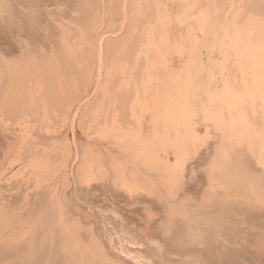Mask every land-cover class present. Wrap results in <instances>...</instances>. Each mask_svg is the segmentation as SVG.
Returning a JSON list of instances; mask_svg holds the SVG:
<instances>
[{
  "label": "bare ground",
  "instance_id": "6f19581e",
  "mask_svg": "<svg viewBox=\"0 0 264 264\" xmlns=\"http://www.w3.org/2000/svg\"><path fill=\"white\" fill-rule=\"evenodd\" d=\"M9 1L0 264H264V0H52L72 9L55 6L60 18L41 0L53 41L34 25L47 23L43 4L21 1L24 14L11 1L24 18ZM105 2L116 24L100 31ZM96 69L104 83L89 92ZM81 108L73 150L66 127ZM71 172L73 193L103 181L136 209L121 224L132 247L118 251L113 228L104 240L68 211Z\"/></svg>",
  "mask_w": 264,
  "mask_h": 264
},
{
  "label": "rangeland",
  "instance_id": "374dc122",
  "mask_svg": "<svg viewBox=\"0 0 264 264\" xmlns=\"http://www.w3.org/2000/svg\"><path fill=\"white\" fill-rule=\"evenodd\" d=\"M11 1L13 2L14 0H10L9 2H11ZM16 1H17V3L19 2V4L21 3V5H19V4L16 3L15 6H18V5H19V6H22L23 9H25V10H22V11L24 12V14H25V13L32 12V11H30V10H32V8H30V9L28 8V10H26L25 6H23V3H22V2H24L23 0H16ZM21 1H22V2H21ZM29 1H31V0H29ZM32 1H33V0H32ZM12 2L10 3V5L7 4V5L9 6V9H11V8H13V7L16 8L15 6L12 7ZM33 2H34L35 4L38 3L39 5H40V4H43L42 6L40 5L41 8H42V7H43V8H44V7L46 8V7L48 6V4H46V3H45L46 5H45L44 3H39V2H41V0H40V1L34 0ZM48 2H49V1H47V3H48ZM50 2H51V4L48 6V8H49V9H52V10H53L52 13L55 14V15H56L57 13H61L63 9H64V11H65V15H66V11H67V10H65L66 7L68 8V11L71 9V7L69 8V6H68L67 4L63 6V5H61L62 3H61V4H57V3H55V1H54V3H53L52 0H51ZM50 2H49V3H50ZM30 3H31V2H30ZM59 3H60V2H59ZM106 3L108 4V2H105V3L102 4V5L104 6V8H103V6H101V13L104 12V11L107 12V13H102V15L104 14V16H103V18H102V20H101V22H103V23H102L103 25L101 24V22L99 23V25H100V26H99V27H100L99 30H100V31H102V30L105 29L106 27H107L106 29H110V28H111V26H106V27H104V26H105V23H107V24H109V25H112V26H113L114 24H116V20H114V21H115V23H114V21H113L112 18H110V17L107 18L108 15H109V13H108V9H109V7H107L108 5H107ZM14 4H15V2H13V5H14ZM53 4H54V6H53ZM55 4H56V5H55ZM104 4H105V5H104ZM32 5H34V4H32ZM51 5H52L54 8L51 7ZM60 5H61V6H60ZM106 5H107V6H106ZM10 6H11V7H10ZM19 6H18V8H19ZM34 6H35V5H34ZM36 6H37V5H36ZM40 6H39V8H40ZM55 6H60V7L62 8V10L60 11L61 8H60V7H55ZM62 6H63L64 8H63ZM50 7H51V8H50ZM106 7H107V8H106ZM7 8H8V7H7ZM7 8H6V6H5V9H7ZM14 8H13L11 11H14V12H15L16 9L14 10ZM41 8H40L39 10H41L40 12H43L44 9H43V8L41 9ZM55 8H56V9H55ZM57 8H58V9H57ZM59 8H60V9H59ZM105 8H106V10H105ZM9 9H8V10H9ZM19 9H20V8H19ZM19 9H17L16 11H19ZM36 9H37V8H36ZM54 9H55V10H59V11H58L57 13H56V12L54 13ZM102 9H104V10L102 11ZM71 10H72V9H71ZM71 10H70V11H71ZM22 11H21V9H20L19 12L21 13ZM45 11H46V12H45ZM45 11H44L45 13H44L43 16H44V19L47 21V23H46V22H43L44 25H43V23H42L41 26H45V25L47 24V26H48V29H47V31H48V35L46 34V33H47V31H46V32H44V36L46 35V37H48V38H46V40H48L49 37H52V38H50V39L53 41L54 38H55V40L57 39V36H56L57 32L54 33V31H52V29H51L49 26H50L51 24H53V27L55 28L54 23H53V18H52L53 16L55 17V15H52V13H50V15H51V17H50L48 14H46V13L48 12V10H45ZM64 11H63V12H64ZM23 12H22L21 14L19 13V16L21 15L22 17L27 18V14H26L25 16H23ZM38 12H39V11H38ZM38 12H37V13H38ZM63 12H62V13H63ZM67 13L69 14V12H67ZM29 14H31V13H29ZM105 14H108V15L105 16ZM8 15H9V14H8ZM60 15H61V14H60ZM63 15H64V14H63ZM63 15H61V16H63ZM21 16H20V17H21ZM61 16H57V15H56L57 18H60ZM109 16H110V15H109ZM6 17H8V16H6ZM28 17H30V15H28ZM46 17H47L48 19H47ZM64 17H67V16H64ZM9 18H10V16H9ZM34 18L39 19V18H38V14H37V16H35ZM51 18H52V19H51ZM67 18H68V17H67ZM67 18H64V19L66 20ZM104 18H106V19L104 20ZM1 19L3 20V19H5V17H4V18H0V21H2ZM50 19H51V21H50ZM68 19H69V18H68ZM68 19H67V20H68ZM108 19H111V20H108ZM7 20H8V18H7ZM7 20H6V21L3 20V21L7 22ZM35 20H36V19H35ZM67 20H66V21H67ZM107 20H108V21H107ZM49 21H50V22H49ZM54 21L57 22L58 20L56 19V20H54ZM68 21H69V20H68ZM112 21H113V22H112ZM5 22H4V23H1V22H0V23H1L0 26H3L2 28H6V27L9 25V26H10V29H11L12 27H11V25H10V24H11V23H10V20H9V22H7V23H9V24H7V26H6V23H5ZM48 22H49V23H48ZM109 22H110L111 24H110ZM3 24H5V25H3ZM35 24H37V26H35V27H37L39 30H42V31H40V32H41V33H40L39 30L37 29L38 32H39V35H40V36H41V34L43 35V33H42L43 30H44L43 28H47V26L39 28V27H40V25H38L39 23L35 22L34 25H35ZM49 24H50V25H49ZM12 26H13V25H12ZM101 26H103V27H101ZM35 27H33V29H34ZM53 27H52V28H53ZM109 27H110V28H109ZM115 27H116V29H119V31H120V29L122 28L120 22H119V24H118L117 26H115ZM115 27H114V28H115ZM0 28H1V27H0ZM54 28H53V30H54ZM101 28H102V30H101ZM112 28H113V27H112ZM8 29H9V27L6 28V29H3V30H7V31H8ZM10 29H9V31H10ZM55 29H56V28H55ZM106 29H105V30H106ZM0 30H1V29H0ZM35 30H36V29H35ZM37 30L35 31L36 33H38ZM45 30H46V29H45ZM45 30H44V31H45ZM7 31H6V32H7ZM9 31H8L7 33H9ZM119 31H118V32H119ZM0 32H1V31H0ZM4 32H5V31H3V33H4ZM6 32H5V34H6ZM49 32H50V33H49ZM51 32H52V33H51ZM1 33H2V32H1ZM50 34L53 35V36H51ZM54 35H55V37H54ZM42 37H43V36H42ZM50 39H49V41H50ZM98 71H99V72H98ZM101 72H102V71H100L99 69H96V70L94 71V73H93V77H92V79H91V81H90V83H89V87H88L89 92H92L94 89L96 90V88H97V86H98V85H97L98 83H100V85H101V87H102V84L104 83V82H103L104 79H103V80L101 79V81H100L99 77H100V75L103 74L104 72H102V73H101ZM98 73H100V74H98ZM95 74H96V76H95ZM102 76H104V75H101V77H102ZM96 77H97V78H96ZM101 77H100V78H101ZM98 80H99L100 82H98ZM101 82H102V84H101ZM93 84H94V85H93ZM99 87H100V86H99ZM99 87H98V88H99ZM98 88H97V90H98ZM99 89H100V88H99ZM97 90H96V91H97ZM83 91H84V90H83ZM96 91H93V92H96ZM82 109H83V108L79 109V110L77 111V113L74 114V118H72V119L70 120V122L68 123V125H67V127H66V130L68 129V130L66 131V133H68L67 135H68L69 137L72 136V138H69V137L66 135V133H64V135H63V137H64V136H65V137L67 136V137L69 138V140H67L65 144H66V145H67V144H70V145H67V146H70L73 150H74V149H75V150L78 149V148H79L78 145L80 146V144H81V141L79 142L80 139H78V138H79V133H80L81 129H79L80 131H79V130H76V129H78V128H77V125H79V123H78L77 121H79V119L81 118L79 115L82 116V112H81V114H80V110L83 111ZM78 114H79V115H78ZM79 117H80V118H79ZM77 118H79V119H77ZM72 122H73V123H72ZM75 122H76V123H75ZM79 122H81V121H79ZM70 124H71V125H70ZM75 126H76V127H75ZM80 126L82 127V125H79V127H80ZM68 127H70V128H68ZM81 127H80V128H81ZM214 127H215V125H214ZM214 127L211 125V126H210V129L208 130V131H211L212 134H214V132H217V131H214L216 128L213 130ZM75 128H76V129H75ZM208 128H209V127H208ZM208 128H207V129H208ZM211 128H212V129H211ZM201 129H202V130L205 129V130L207 131V129L204 128L203 126H200V127H199V130H201ZM70 131H71V132H70ZM78 131H79V132H78ZM69 133H70V134H69ZM74 133H75V134H74ZM199 133H200V131H198V134H199ZM202 133H203V134H202ZM205 133L211 135L210 132H209V133H208V132H205ZM201 134L203 135V137H200V136H199L200 134L198 135V137H200V138H205V137H206V136L204 135V131L201 132ZM74 135H75V136H74ZM76 135H78V137H77ZM215 135H216V134H215ZM204 136H205V137H204ZM213 137H214V136H213ZM213 137H212V135L209 136V138H213ZM75 138H76V139H75ZM70 139H71V140H70ZM77 139H78V141H77ZM76 141H77V142H76ZM68 142H70V143H68ZM72 142H73V144H72ZM73 145H74V146H73ZM74 147H75V148H74ZM77 147H78V148H77ZM72 175H73V176H72ZM73 177H74V179H73ZM69 178H70V179L72 178L71 180H73L74 182L70 180V183H71L70 185H71V186H70L69 189H68V192H69V196H68V197H70V199H72V200H70L69 198H67V199L69 200V202H68V201L66 202V204H69V205H67L68 207L66 206L67 209L69 208L68 211H69L70 213H72V212L74 211V213L76 214L75 217H78V219L81 220V222L84 223V224L87 226V227H85V225H84L85 229H89V230L92 229V228H93L92 230L96 229V230H94V231H95L96 233L98 232V235H99V236L101 235V238H103L104 240H106V237L104 238V236L102 235V232H103V234L105 235L106 231H110V230L113 228L114 231L111 230V232H110L111 234H110V235H113V238L115 237V238H114V239H115V244L117 243V244H116V247L119 245V246H118L119 248L117 247L118 251H120V250L122 251V249L128 247V244H129L128 242H129V240H127V238H126L127 235L124 234V232L121 230V224L125 222L124 224H127L128 226H129L130 224L134 225L135 221L138 220L137 218H139V213L136 211V209H133V207H127L125 204H123L122 201H121L120 199H118V197L115 195V193H113L112 191H110V190L107 188V186H106V187H103V186H102V185H103V181H101V182L98 181L99 183H94L93 187L96 186L98 189H97V190H93V191H92V190L89 191L91 194H90L89 192H88L89 194H88L87 192H86V193L83 192L84 194H83V193H79V194H78V193H73V191H74V187H78V186H75V185H76L75 183H77V185H79V184H78V181H77V179H76V174H75V172H74V174L71 172V176L69 175ZM75 181H76V182H75ZM100 184H102V185H100ZM107 184H108V183L105 182V185H107ZM100 186H101V187H100ZM99 187H100V188H99ZM71 188H72V190H71ZM104 188H105V190H104ZM106 188H107V189H106ZM99 189H100V190H99ZM70 190H71L72 192H71ZM98 190H99V191H98ZM103 190H104L105 192H102ZM100 191H101V192H100ZM107 191H108V193H106ZM109 192H111V193H113V194H110ZM95 193H98V194H97L98 196L96 197V196L93 195V197L91 198L92 194H95ZM76 194H77V195H76ZM70 195H71V196H70ZM79 195H80V197H79ZM85 195H87V196H85ZM88 195H91V196H88ZM95 195H96V194H95ZM100 195H101V196H100ZM76 196H78V197L76 198ZM84 196H85V198H84V199H81V197H84ZM108 196H110V197H108ZM88 197H89V198H88ZM115 197H116L119 201H121V202H119L120 204L118 203V201H116ZM86 198L89 199V201H88V199H87V201H88L89 203L86 202ZM90 198H91V199H90ZM96 198H97V199H96ZM112 198H113V199H112ZM79 199H80V200H79ZM107 199H108L109 201H108ZM110 199L115 200L119 205H122L121 207H122L123 209H122V208L118 209L120 206L116 208L115 206L117 205V203H116L115 201L110 200ZM84 200H85V201H84ZM101 200H102L103 202H102ZM80 201H81V202H80ZM99 201H100V202H99ZM110 201L115 202V203H114L115 206H114V204H113L112 202L110 203ZM90 202H91L92 204L95 202L93 205H97V206H96V207L94 206V208H96V211L98 210L99 213L101 212L100 214H98V212H97V213L95 212V210H94V208H93V205L91 206V205H90ZM73 203H74V204H73ZM97 203H98V204H97ZM121 203H122V204H121ZM84 204H85L86 206H85ZM99 204H100V205H99ZM101 204H102V205H101ZM110 204H111V205H110ZM70 205H72V206L74 205V207H71ZM89 205H90L91 207H90ZM124 205H125V206H124ZM77 206H78V207H77ZM87 206H88L89 208H88ZM98 206H99V207H98ZM112 206H113V207H112ZM76 207H77L78 209L75 211L74 209H76ZM79 207H80V208H79ZM97 207H98V208H97ZM81 208H82V209H81ZM92 208H93V209H92ZM107 208H108V209H107ZM125 208H126V209H125ZM127 208H128V209H127ZM83 209H84V210H83ZM86 209H87V210H86ZM90 209H91V210H90ZM113 209H114V210L117 209V211H116V210L114 211ZM124 209H125V211H124ZM71 210H73V211H71ZM82 210H83V212H82ZM130 210H131V211H130ZM132 210H133V211H132ZM78 211H81L82 214L84 213V214H83V217H84L83 219H84V220L86 219V221L83 222V219H82V216H81V212H78ZM118 211H120V212H118ZM135 211H136V212H135ZM132 212H133V213H132ZM74 213H73V214H74ZM77 213H78V214H77ZM79 213H80V214H79ZM117 213H118V214H117ZM124 213H125L126 215H125ZM73 214H72V215H73ZM75 214H74V215H75ZM89 214H90V215H89ZM121 214H122V215H121ZM123 214H124L125 218L127 219V221H129L130 224L127 223V222L125 221V218H123V217H124ZM131 214H132L133 216H132ZM136 214H137V216H136ZM77 215H78V216H77ZM95 215H96L97 217H98V216H99V217L97 218ZM107 215H108V216H107ZM80 216H81V217H80ZM120 216H121V217H120ZM122 216H123V217H122ZM100 217H101V218H100ZM103 217H105V218H103ZM107 217H108V218H107ZM109 218H110V219H109ZM133 218H134V220H133ZM99 219H100V222H99ZM123 219H124V221H123ZM136 219H137V220H136ZM90 220H92V221H90ZM101 220H104V221H101ZM109 220H110V221H109ZM132 220H133L134 222H132ZM89 221H90V222H89ZM94 221L97 222V223L95 224ZM105 221H106V222H105ZM107 221H108V222H107ZM112 221H113V222H112ZM120 221H121V222H120ZM122 221H123V222H122ZM92 222H93L94 224H92ZM101 222H103V223H101ZM117 222H119L120 225H116V224H119V223H117ZM90 223H91V224H90ZM100 223H101V224H100ZM104 223H105V224H104ZM107 223H108V224H107ZM112 223H115V226H116L115 228H114V226H113L114 224H113V225H110V224H112ZM88 225H89V227H88ZM90 225H91V226H90ZM95 225H97V227H96ZM105 225H106V227L108 226V228H109L110 230H108V228H106ZM102 226H103V227H102ZM117 226H118V227H117ZM91 227H92V228H91ZM119 228H120V229H119ZM103 229H104V231H103ZM89 230H88V231H89ZM112 233H113V234H112ZM118 234H119V235H118ZM120 235H121V238H120ZM118 237H119V238H118ZM114 239H113V240H114ZM118 239H120V241H118ZM125 240H126L127 242H125ZM120 242H122V243H121L122 245L120 244ZM126 243H127V245H126ZM130 243H132V242H130ZM132 245H133L134 248L138 246L137 244H136V245H137V246H136L135 243H132ZM129 246H131V244H129ZM121 247H122V248H121ZM131 247H132V246H131Z\"/></svg>",
  "mask_w": 264,
  "mask_h": 264
}]
</instances>
